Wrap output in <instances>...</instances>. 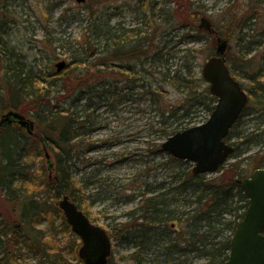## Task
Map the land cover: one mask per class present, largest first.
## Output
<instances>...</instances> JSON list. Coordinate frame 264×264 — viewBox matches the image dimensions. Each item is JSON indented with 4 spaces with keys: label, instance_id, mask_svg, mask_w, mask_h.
I'll return each mask as SVG.
<instances>
[{
    "label": "trees",
    "instance_id": "obj_1",
    "mask_svg": "<svg viewBox=\"0 0 264 264\" xmlns=\"http://www.w3.org/2000/svg\"><path fill=\"white\" fill-rule=\"evenodd\" d=\"M15 1L0 0V117L10 109L27 113L37 123L38 131L30 136L18 124L0 125V155L4 162L0 165V192L11 202L18 217L17 223L9 224L0 214V264H20L19 257L26 247L38 253V264H68L65 259L68 249L74 252L76 264H83L78 255L81 239L72 232L58 201L68 195L94 221L91 204L109 199L108 195L100 196V191L86 194L74 177V156L79 158L84 147L91 149L94 145L87 140L95 125L93 112L108 105L111 98L122 97L121 91L129 96L142 89L150 93L163 119H189L203 106L210 115L217 98L211 95L202 77H193L197 50L182 49L184 65L175 68L170 63L174 59L172 47L175 44L201 43L203 31L190 21L189 24L180 23L175 9L169 5L172 0H163L161 4L159 0H150V14L142 10L143 14L140 12V16L135 17L136 26L129 28L122 27L118 20L121 13L110 1L95 3L90 0L84 6L83 17H73L75 21L80 20L82 41L77 43L76 50L81 57L73 59L71 66H83L88 79V74L92 78L101 74L109 77L104 76L102 81L96 79L93 84H80L75 87L77 91L71 93L63 79L67 70L61 74L53 71L46 78L11 42L9 29L15 14L10 8ZM195 1L192 3L195 9L189 7V12L194 11V18L196 14L205 15L206 8ZM247 5L248 12H243L229 3L221 20L233 28L230 32L222 31L224 35L219 33L228 39L230 33L236 35L232 37L235 44L230 46L225 57L232 75L249 95L247 107L227 138L234 152L215 179L194 175L189 168L175 176L170 184L164 181L152 187L143 183L137 195V206L125 212L128 221L114 222L108 229L112 240L136 249L131 254L135 264H144V255L152 256L155 250L162 252L158 256L171 257L173 264H190L191 255L205 259L204 264H223L229 257L232 238L249 205L241 181L256 169L264 168V0H249ZM65 13L67 10L63 11ZM114 19L117 21L113 23ZM214 28L217 32L220 29L218 24ZM175 36H181L180 41L175 43L171 39ZM208 36L217 39L214 34L208 33ZM215 53L216 50L211 51L208 57ZM118 62L126 66L122 70L129 82L124 87L114 80L120 73ZM91 67L96 71L90 70ZM149 75L157 82L148 84ZM166 86L183 93L182 105L169 108L163 104ZM174 131L163 132L169 136ZM41 147L53 157L51 177L48 170L45 175V169L39 176L32 172L29 158L41 155ZM255 148L259 149L253 151ZM92 197L91 204H86ZM135 199L131 197L127 201ZM48 217L60 219L61 226L71 233L72 244L54 243L59 228L54 218L46 229L48 238L39 239L38 233H44L45 229L38 230L37 226ZM226 232L231 233L226 236ZM183 257H186L184 261H176ZM114 261L111 256L109 264H117ZM152 262L167 264L170 261L156 259Z\"/></svg>",
    "mask_w": 264,
    "mask_h": 264
},
{
    "label": "rangeland",
    "instance_id": "obj_2",
    "mask_svg": "<svg viewBox=\"0 0 264 264\" xmlns=\"http://www.w3.org/2000/svg\"><path fill=\"white\" fill-rule=\"evenodd\" d=\"M93 1L95 3L96 1H110V4L117 7L121 13L122 17L118 20L121 21L122 27L125 28L136 26L135 17L137 15L140 16V12L143 14V11H150V0ZM159 1V4L163 2V0ZM194 1L195 0H172L169 5L171 8L175 9L177 20L182 24H189L191 22L199 26L201 19L206 17L213 24V27L216 24L220 27L221 32L219 29L217 36L227 40L228 46H234L235 42L232 37L236 35L230 33V39L223 36L224 32L222 31L230 32L229 29L233 27H229L226 23L223 24V19L221 20L222 13L229 3L234 5L236 9L248 12L249 9H247V4L249 0H196L195 2L204 6L207 12L205 15H200V17L195 13V18L192 16L194 11L192 10V13L189 12V7L195 9V5L192 4ZM86 4L87 3H77L75 0H16L10 8L15 15L10 24L9 38L11 42L16 45V48L24 54L25 59L32 64L35 70L39 73L42 71L44 76L49 78L50 74L53 73L55 69V64L60 60H67L70 62L75 58L81 57L80 53L76 50L79 46L77 43L82 41V27L79 25L80 20L75 21L73 17H78L80 15L79 17L82 18L85 11L84 6H86ZM65 10H67V13L63 14ZM148 14H150V12ZM61 16L64 18L61 19ZM183 16L188 17V19H185ZM115 21H117V19H114L113 23ZM201 31L204 32L201 33L203 34L202 39H204L201 43L185 41L183 45L181 43L179 45L175 43L181 36L171 38L175 41V43L173 42L172 44H175L176 47L175 45H171V47L173 46L172 53H174V59L170 60V63H173L175 68L186 63V60L184 61L182 59L184 56L182 49L195 48L197 50L193 63V77H202V65L210 58L208 56L211 51H215L217 48V39L213 37L210 38L205 29H201ZM219 33H223V35ZM161 36H159L157 40H159ZM162 39L164 40V38ZM233 56H235L234 53ZM119 63L123 64L122 62ZM90 70L96 71V68L91 67ZM85 72L86 69L83 66H70L67 69L66 73L63 75V79L65 84L70 87L71 93L77 91L75 87L80 84L84 85L86 82L93 84L96 79L102 81L104 76L106 79L109 77V75L106 77V74H101L100 76L97 75L95 78H92L88 74V79ZM121 72L123 73L124 71L121 69ZM122 76L124 77L122 82H119V85L124 87V84H128L129 81L127 82L125 80L127 78L125 75H121V77ZM1 78L2 71L0 66V83ZM130 78H132V76H130ZM117 79L119 81L122 78L117 75ZM114 80L117 81L116 79ZM154 82H157V79L150 76L148 84H153ZM207 87L209 88L208 84ZM121 96L122 97H118V99L111 98L108 105L105 104V106H100L94 112L90 110L91 113H94L93 118L95 125L92 128L93 131L90 136H87V140L90 139L94 145L91 149L89 147H84L81 150L79 158L74 156L73 159L75 165L73 167L74 177L80 182L84 192L86 194H98L100 191V196L108 195L109 197L108 200L97 201L91 204L92 197L88 199L86 203L91 204L90 213L95 224L106 230L110 229V225L114 222L125 223L128 221L125 212L137 206L139 201L137 195H140L144 182L149 183L152 187L164 181L170 184L180 173L187 171L189 168H193V164L189 161L182 160V163L173 161L171 159L172 156L162 150V144L169 136L176 132L200 125L209 118L203 106L198 108L197 112L189 119L183 120L173 118L171 120H166L159 116V111L155 104H153L150 93H146V90L138 89L135 93L129 94V96L127 92L121 91ZM162 96L163 104L169 108L179 107L182 105L181 102L184 98L183 93L173 86H166V90ZM23 114H25L27 118L32 119L27 113ZM179 114H181V112ZM164 130L175 131L174 133L170 132L171 134L167 136L164 134ZM37 131L38 126L37 123H35L34 133ZM107 142H111V144H106ZM37 148H39V146H37ZM258 149L259 148H255L253 151H257ZM39 151L41 155H31L29 158L32 172L37 176L43 174V169L46 170L44 171L45 175L48 174L45 150L43 151L41 147ZM2 164H4V162L0 155V165ZM53 172L54 170H52V173ZM251 174L252 173H250V175ZM217 175V173L208 174L205 179H215L219 177ZM131 197L132 199H136L127 201ZM5 198V195L0 192V214L4 217L5 222L7 221L9 224L10 222L17 223V213L14 212L11 202H8ZM53 218L54 217L45 218L37 226L38 230L45 229L44 233H38L39 239L40 237L43 238V240L48 238L49 232H46V229L50 219ZM228 218L233 219L231 216H228ZM54 220L56 227H59L57 235L58 240L56 239L54 243L57 245L58 241H61V244L62 242L72 244L73 239L71 233L61 226L59 218L55 217ZM230 233L231 232H226L225 235L228 236ZM34 234L37 235L35 232ZM135 250L133 246L121 243L119 240H113L112 242V256L115 258L114 262L117 264H135L131 258V254ZM22 252V256L19 257L20 264H38V253L34 252L32 249L30 250L28 247L24 248ZM152 253H156V255H144L146 259L144 264H157L152 262L156 259L170 261L167 262V264H173L171 263V257L165 254L158 256L162 253L160 250H155ZM1 257L2 256H0V258ZM190 257V264H204L206 261L202 258H194V255ZM185 258L176 259V261L182 262ZM65 259L68 260V264L77 263L74 252L71 249L67 250Z\"/></svg>",
    "mask_w": 264,
    "mask_h": 264
},
{
    "label": "water",
    "instance_id": "obj_3",
    "mask_svg": "<svg viewBox=\"0 0 264 264\" xmlns=\"http://www.w3.org/2000/svg\"><path fill=\"white\" fill-rule=\"evenodd\" d=\"M75 1L82 4L88 0ZM199 27L215 33L213 24L206 17L201 19ZM227 49L228 41L219 37L216 55L202 65V77L208 83L210 93L218 99L209 119L204 124L175 133L162 144L163 151L192 162L194 175L216 173L226 163L234 152L226 138L249 102L247 92L231 74L225 57ZM69 65L67 60H60L55 64L56 73ZM5 122H16L30 135L34 133V121L18 112L4 114L0 125ZM45 157L52 173L53 163L48 151ZM241 183L249 197V206L237 227L229 259L224 264H264V168L255 170ZM58 204L72 231L82 240L79 256L83 264H109L112 241L107 231L92 223L69 196H64Z\"/></svg>",
    "mask_w": 264,
    "mask_h": 264
},
{
    "label": "flooded vegetation",
    "instance_id": "obj_4",
    "mask_svg": "<svg viewBox=\"0 0 264 264\" xmlns=\"http://www.w3.org/2000/svg\"><path fill=\"white\" fill-rule=\"evenodd\" d=\"M117 68L120 70V73L118 74V76L120 77V78H122V79H120L119 81H118V79H117V82H122V80H123V77L124 76H122L121 77V75H124L123 73H121V69H124V68H126V66H124V64H121V63H117ZM130 80H131V78H130ZM124 82V81H123Z\"/></svg>",
    "mask_w": 264,
    "mask_h": 264
}]
</instances>
